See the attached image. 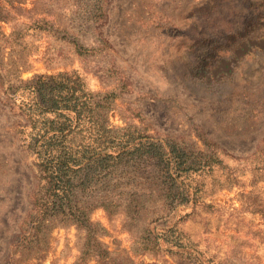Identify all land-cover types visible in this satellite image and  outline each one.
Masks as SVG:
<instances>
[{
	"label": "rangeland",
	"instance_id": "obj_1",
	"mask_svg": "<svg viewBox=\"0 0 264 264\" xmlns=\"http://www.w3.org/2000/svg\"><path fill=\"white\" fill-rule=\"evenodd\" d=\"M96 1L0 0L30 25L26 48L13 56L21 77L74 68L93 89L116 94L112 125L141 124L202 149L198 129L217 143L222 162L192 174L186 183L198 188L195 201L173 211L161 202L139 215L95 208L91 219L106 229L99 240L109 253L85 264H264V165L252 155L264 145V0H103L94 30ZM36 16L52 31L37 36ZM71 21L69 32L94 49L59 57L54 46ZM11 30L0 21V37ZM98 34L105 43H96ZM17 118L0 94V264L14 257L17 264H71L82 241L74 226L53 227L39 255L12 248L36 184L12 128ZM153 228L159 247L143 250L140 240Z\"/></svg>",
	"mask_w": 264,
	"mask_h": 264
},
{
	"label": "trees",
	"instance_id": "obj_2",
	"mask_svg": "<svg viewBox=\"0 0 264 264\" xmlns=\"http://www.w3.org/2000/svg\"><path fill=\"white\" fill-rule=\"evenodd\" d=\"M91 8L90 25L96 30L105 14L104 1H96ZM0 21L12 28L0 37V94L18 115L12 128L36 169L31 208L12 239L15 253L39 255L48 248L53 227L74 226L82 233V241L71 264H85L90 258L99 262L109 251L99 240L106 229L91 219L95 208L107 213L122 208L139 215L148 204L161 202L173 211L185 201H195L198 188L190 191L186 180L222 162L212 138L195 129L203 145L196 149L167 135L154 136L141 124L112 125L108 114L116 94L93 89L74 68L22 78L13 56L26 48L30 25L3 7ZM48 22L36 16L37 36L52 31ZM73 22L62 27L59 45L54 46L59 57L94 49L69 32ZM94 40L105 43L100 34ZM5 52L9 63L4 61ZM257 148L252 155L263 166L264 145ZM159 238L155 228L149 230L140 240L143 250L158 248ZM18 261L14 257V264Z\"/></svg>",
	"mask_w": 264,
	"mask_h": 264
}]
</instances>
